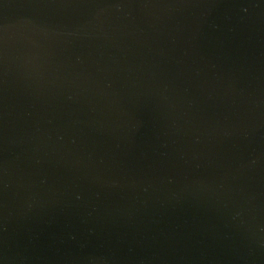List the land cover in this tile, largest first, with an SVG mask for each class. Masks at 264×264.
Masks as SVG:
<instances>
[{
	"label": "water",
	"instance_id": "water-1",
	"mask_svg": "<svg viewBox=\"0 0 264 264\" xmlns=\"http://www.w3.org/2000/svg\"><path fill=\"white\" fill-rule=\"evenodd\" d=\"M0 264H264V0H0Z\"/></svg>",
	"mask_w": 264,
	"mask_h": 264
}]
</instances>
